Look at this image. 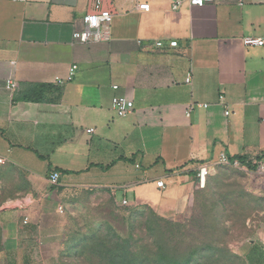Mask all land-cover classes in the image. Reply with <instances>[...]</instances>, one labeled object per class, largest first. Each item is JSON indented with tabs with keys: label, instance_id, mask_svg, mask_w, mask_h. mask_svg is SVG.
Returning <instances> with one entry per match:
<instances>
[{
	"label": "crops",
	"instance_id": "1",
	"mask_svg": "<svg viewBox=\"0 0 264 264\" xmlns=\"http://www.w3.org/2000/svg\"><path fill=\"white\" fill-rule=\"evenodd\" d=\"M175 1L105 0L110 39L83 43L72 34L89 0H0V264H60L64 225L46 185L104 189L119 204L175 212L192 200L200 165L264 150V46L241 41L264 38V0L182 1L173 10ZM6 77L17 81L12 93ZM32 84L55 89L43 101L15 99ZM113 96L131 99L132 112L117 117ZM190 102L207 107L186 114ZM245 256L264 264V234Z\"/></svg>",
	"mask_w": 264,
	"mask_h": 264
},
{
	"label": "rangeland",
	"instance_id": "2",
	"mask_svg": "<svg viewBox=\"0 0 264 264\" xmlns=\"http://www.w3.org/2000/svg\"><path fill=\"white\" fill-rule=\"evenodd\" d=\"M44 189L63 220L60 264H248L264 234V175L229 164L175 212L121 205L104 189Z\"/></svg>",
	"mask_w": 264,
	"mask_h": 264
},
{
	"label": "built area",
	"instance_id": "3",
	"mask_svg": "<svg viewBox=\"0 0 264 264\" xmlns=\"http://www.w3.org/2000/svg\"><path fill=\"white\" fill-rule=\"evenodd\" d=\"M22 1V0H13ZM105 0H89L88 10L84 13L81 18L82 27L79 30H75L72 34L74 40H78L83 43L87 42H100L107 41L110 39V29L113 18V11L110 7L104 5ZM182 1H186L188 5L192 6H203L206 3L213 2L214 0H177L172 3L171 8L177 10ZM136 8L140 11H149L150 4L147 2H138ZM243 46H264V38L261 37H242L241 39ZM157 47L162 46L160 40L155 42ZM170 47H176L177 41L173 40L169 42ZM77 65L73 64L69 68V73L65 81H70L76 73ZM57 83H63L64 80L56 78ZM190 82V76L185 78V83ZM18 87L17 81L13 77H6L3 81V88L12 93ZM113 89H117V85H112ZM218 103L224 104L225 97L223 94L218 96ZM194 106L207 107L206 103H193L190 102L185 107L186 114L191 112ZM111 109L117 117H125L132 112L133 102L125 96H113L111 99ZM229 109L226 107L224 110V115L229 114ZM87 132H93V128L86 130ZM4 163V159L0 157V164ZM217 164H229L240 168L247 172H255L264 175V150L256 157H249L247 161H241L240 159L230 160L228 156L222 152L218 155L217 159L211 164H202L196 171L195 175V185L200 188L205 186L207 177L213 166ZM59 174L56 171H52L48 177V182L51 185H57ZM156 184L159 188L164 187L163 181L158 180ZM121 205H128L126 199H123L120 203Z\"/></svg>",
	"mask_w": 264,
	"mask_h": 264
},
{
	"label": "trees",
	"instance_id": "4",
	"mask_svg": "<svg viewBox=\"0 0 264 264\" xmlns=\"http://www.w3.org/2000/svg\"><path fill=\"white\" fill-rule=\"evenodd\" d=\"M52 89L55 88L49 84H32L29 86V88L26 91L16 96L15 99L22 101H36V102L43 101L45 100L44 98L45 93Z\"/></svg>",
	"mask_w": 264,
	"mask_h": 264
}]
</instances>
